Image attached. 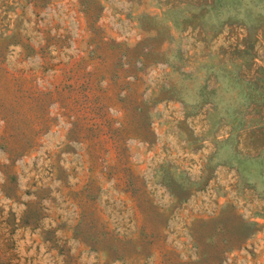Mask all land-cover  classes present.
<instances>
[{"label":"rangeland","instance_id":"374dc122","mask_svg":"<svg viewBox=\"0 0 264 264\" xmlns=\"http://www.w3.org/2000/svg\"><path fill=\"white\" fill-rule=\"evenodd\" d=\"M0 264H264V0H0Z\"/></svg>","mask_w":264,"mask_h":264}]
</instances>
